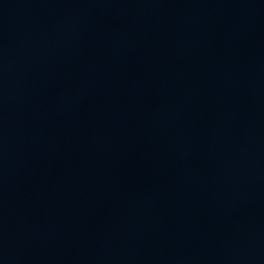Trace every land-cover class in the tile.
Segmentation results:
<instances>
[{
    "label": "water",
    "instance_id": "obj_1",
    "mask_svg": "<svg viewBox=\"0 0 264 264\" xmlns=\"http://www.w3.org/2000/svg\"><path fill=\"white\" fill-rule=\"evenodd\" d=\"M0 264H264V0H0Z\"/></svg>",
    "mask_w": 264,
    "mask_h": 264
}]
</instances>
